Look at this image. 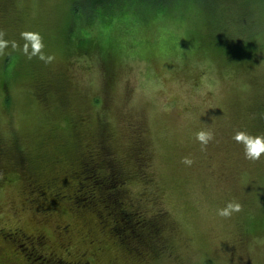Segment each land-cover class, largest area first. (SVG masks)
<instances>
[{"label":"rangeland","instance_id":"1","mask_svg":"<svg viewBox=\"0 0 264 264\" xmlns=\"http://www.w3.org/2000/svg\"><path fill=\"white\" fill-rule=\"evenodd\" d=\"M89 2L0 0V34L17 42L0 51V226L57 246L52 228L68 223L93 264H264V153L249 159L234 139L264 134V0ZM25 30L52 59L29 58ZM85 157L97 176L103 157L127 182L116 207L84 178L103 219L67 196L52 215L28 200L32 180L78 189ZM230 200L241 208L219 215ZM124 221L147 239L123 240Z\"/></svg>","mask_w":264,"mask_h":264},{"label":"flooded vegetation","instance_id":"2","mask_svg":"<svg viewBox=\"0 0 264 264\" xmlns=\"http://www.w3.org/2000/svg\"><path fill=\"white\" fill-rule=\"evenodd\" d=\"M0 177L3 178L2 170H0ZM43 185L44 183L34 180L29 182L30 194L27 198L29 201L44 199L43 207L45 210L43 213L48 215L52 211V215V205L63 202L60 197L67 196L66 198H68L72 193L63 194L60 189L64 186L62 183H55L50 189L41 188ZM33 193H37L42 198L33 197ZM46 196L51 199V202L46 203V199H48ZM83 205L87 207L85 204ZM69 231L70 225L68 223L54 224L52 232L55 235V240H57V246H55L45 231L26 233L21 227L15 226L13 229L6 230L0 226V264H93V250L82 252L73 250L71 239L69 236H65Z\"/></svg>","mask_w":264,"mask_h":264},{"label":"trees","instance_id":"3","mask_svg":"<svg viewBox=\"0 0 264 264\" xmlns=\"http://www.w3.org/2000/svg\"><path fill=\"white\" fill-rule=\"evenodd\" d=\"M112 1L113 0H90V2L88 3L87 8L88 9L95 8L98 5L101 6V7H104V6L108 5V4H110ZM84 49H85V47H84ZM229 52H234L235 54L241 53V54L244 55V53L240 52V50H238V49L234 50V51H229ZM236 56L244 58L241 55H236ZM80 120H81V118L79 119V121ZM1 154H3V153H1ZM102 161L105 164V167L108 169V174L105 175V176H97V174L94 172V164L93 163L92 164H87L86 157H85L84 160H81V165L79 166L80 168L78 170L79 171V175H77L79 177L77 179L79 181V183H78L79 189H77V191L75 190L76 192L73 191L72 194L68 197L69 203H71V205H73L75 208L76 207L81 208L82 206L85 207L83 205V204H85L90 209L91 208H95L96 209L94 201L88 199V197H87V194L90 193V189L88 188V184L86 182L87 181L89 182V179H92L93 184L96 185L99 188L100 199L106 205H116V207H118V204L120 203V200L123 197V195L128 197V195H126V193H125V189L123 190V187L122 188L121 187H117L118 183H123V178L124 177H123L121 171L115 169L114 167H112V165L108 161H105V159L103 157H102ZM77 172H76V174H77ZM84 178L87 179L86 182L84 181ZM55 180L56 181H52L51 185H45V186H43L41 188H45V189L49 188L50 189L53 184H55V183L59 184L58 177H56ZM124 180H125V178H124ZM46 197H48V196H46ZM34 201H36V200L34 199L33 201H30V202H34ZM46 201H47L46 203H49V202H51V199H49V197H48V199H46ZM94 211L97 213L98 216H100L98 218L103 219L102 218V214H101V212L99 210L96 209ZM155 211H152L151 213H146L145 211L144 212L147 215L150 216ZM160 211L162 213L161 214V218L155 224V226L157 228V237L158 238H159L160 231H161L160 224L162 223L163 217L165 216V213L162 210H160ZM118 215H120L121 218H126L127 217L126 212H124L122 210L119 211ZM100 223H101V220H100ZM114 224L115 223L111 224L110 229L105 227V231L110 232V233H113V232L117 231V228L114 226ZM102 225L105 226L103 223H102ZM123 225H125L126 228L128 227L129 230H130V233H131L130 236H129V234L123 236V240H132V241L136 240V243H140V241L144 242V240L147 239V235H148L147 232L141 231V232H138V233L136 232L135 233L133 231L132 227L126 221L123 222ZM123 244H124V247L130 248L129 249L130 251H133V249L135 248L131 244H127V243H123ZM139 258L142 259L144 257L143 256H139Z\"/></svg>","mask_w":264,"mask_h":264},{"label":"clouds","instance_id":"4","mask_svg":"<svg viewBox=\"0 0 264 264\" xmlns=\"http://www.w3.org/2000/svg\"><path fill=\"white\" fill-rule=\"evenodd\" d=\"M21 36L25 38L23 45V51L31 58L32 56L39 55L41 59L50 60L52 57L46 56L41 49L44 47L42 38L39 32L32 30H25L21 32ZM11 43L13 48L17 47L15 40L9 41L2 38L0 34V51H3L6 46ZM213 137V132L207 129H201L196 133V138L207 144L208 141ZM234 139L241 141L244 144L245 154L249 159H259L261 154L264 153V134H253L244 130H239L234 134ZM186 163H191L189 157L183 158ZM241 208V204L235 200H230L225 206L217 209V212L221 216H230L234 211H238Z\"/></svg>","mask_w":264,"mask_h":264},{"label":"bare ground","instance_id":"5","mask_svg":"<svg viewBox=\"0 0 264 264\" xmlns=\"http://www.w3.org/2000/svg\"><path fill=\"white\" fill-rule=\"evenodd\" d=\"M47 243V242H46Z\"/></svg>","mask_w":264,"mask_h":264}]
</instances>
